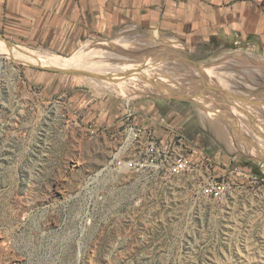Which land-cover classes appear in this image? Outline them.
Segmentation results:
<instances>
[{"label":"rangeland","instance_id":"rangeland-1","mask_svg":"<svg viewBox=\"0 0 264 264\" xmlns=\"http://www.w3.org/2000/svg\"><path fill=\"white\" fill-rule=\"evenodd\" d=\"M133 34L167 47L165 62L134 81L153 79L184 93L139 92L126 103L119 84L0 51V264H264V192L248 188L247 176L221 201L198 198L183 177L103 170L114 144L85 131L97 122L93 112L106 113L103 122L116 126L126 105L166 98L174 112H184L186 136L217 161L216 174L237 168L264 177L263 48L217 46L191 60L181 43L132 27L111 39L85 40L69 53L12 44L72 60L82 47L120 45L117 40ZM205 100L223 105L222 115L203 118L210 110ZM234 101L249 105L239 109L243 119L232 110Z\"/></svg>","mask_w":264,"mask_h":264},{"label":"crops","instance_id":"crops-1","mask_svg":"<svg viewBox=\"0 0 264 264\" xmlns=\"http://www.w3.org/2000/svg\"><path fill=\"white\" fill-rule=\"evenodd\" d=\"M128 27L166 35L191 60L217 46L264 49V0H0L2 36L56 52H72L91 38L111 39ZM169 102L136 100L132 122L166 141L179 134L197 145L183 132L184 112H174ZM92 115L95 125L115 128L114 121L103 122L106 113Z\"/></svg>","mask_w":264,"mask_h":264},{"label":"built area","instance_id":"built-area-1","mask_svg":"<svg viewBox=\"0 0 264 264\" xmlns=\"http://www.w3.org/2000/svg\"><path fill=\"white\" fill-rule=\"evenodd\" d=\"M133 110L126 105L122 122L113 130L106 126L88 124L85 127L90 138L98 137L113 142L112 154L103 170L143 174L148 177L167 180L171 177H183L189 181L193 194L198 198L221 201L238 188L247 176L249 187L264 192V177L248 176L243 170L216 174L217 161L200 151L196 144L175 134L172 139L158 138L148 128H141L132 122ZM230 173L238 178L230 180ZM241 179V180H240Z\"/></svg>","mask_w":264,"mask_h":264},{"label":"bare ground","instance_id":"bare-ground-1","mask_svg":"<svg viewBox=\"0 0 264 264\" xmlns=\"http://www.w3.org/2000/svg\"><path fill=\"white\" fill-rule=\"evenodd\" d=\"M116 42L120 43V45H116L115 43H113V44L112 43H106L105 44L104 42H99V43H96V45H94V46L92 45L90 47H87V46L82 47L77 53L73 54L72 57H69V58H72V60L65 59L64 57H62L58 54H55L53 52H49V51H45V50L44 51L43 50H33L31 48L24 47L22 45L9 44L8 42L4 41L1 38H0V51L3 52L4 54H9V55L13 56L14 58L19 59L20 62L29 63V64H33V65H39V66L42 65L45 67H51V68H56V69L78 70V71L83 72V73H88L87 77L90 79H93V80H96V78L101 77L100 80H103L104 83L106 82V84L112 85L114 88H116V85L119 84L123 88V92H120L119 94L126 97V100H127L126 103H129L130 102L129 100L132 97H134L135 94H137L139 92H143V93H145V92L154 93L155 92L156 93L157 92L156 90H160V92H158V93H171V92L177 93V92H179V93H177L179 95L181 93H184V92H181L180 90H178L177 89L178 87L171 88L168 86H165V87L161 86V84H159L158 81H155L153 79H150L148 82V80L145 79L146 74L144 76V79L147 80V82H141L140 83V81L139 82L134 81L137 79L139 80L140 77L143 75V73H145V70L156 69L161 65L162 62H165L163 60H165L164 58H166L165 49L167 47H162V46H159L158 44H150V42H148L144 38H141L140 35H135V34H133V36H131V37L129 36V38L119 39ZM156 46H159V47H156ZM145 51H147V52H145ZM134 52H140V53L142 52V53L141 54L138 53V55H137V53H134ZM256 57H258V56H256ZM158 59H160V60H158ZM114 60H116V61H114ZM117 60H121V61L123 60L124 62H119ZM257 61H260V60H257ZM246 62H247V60H246ZM178 64H180V63H178ZM177 67L182 68L180 65ZM183 69H181V70H183ZM171 71H173V70H171ZM256 72H259V71L256 70ZM243 73H245V70L243 71ZM252 73H254V72H252ZM224 74L222 72H219L216 75L217 78L219 79V82H222L223 84H225V78H226ZM131 75H132V78L129 77ZM229 75H231V74H229ZM234 80H235V78L233 79V83H234ZM237 80H238V78H237ZM142 81H143V79H142ZM230 81H231V79H230ZM246 85H248V84H246ZM184 88L186 89V87H184ZM228 89H229V86H228ZM226 90H227V88H226ZM191 92H187L185 94L190 95ZM194 97L199 98L201 96H197V97L194 96ZM205 101H207V100H205ZM203 103H204L203 106L205 108L210 109V110H205V115L202 114L203 118L206 115L208 116V118L209 117L212 118L215 116H219V114H221L222 110L219 108V107L223 106L221 103L220 104L222 106L217 104L218 103L217 101L212 102V100L207 101V102H203ZM234 103H235V106H238V108L232 106V110L234 112H237V116H239V117L241 116V118H242L243 114L241 113V111L239 109L240 108L243 109L244 107L248 108L249 105L247 106L243 102L241 103L239 101H234ZM251 105L254 106V104H251ZM251 105H250V107L253 108V106H251ZM256 106H258V105H256ZM227 109H228V106H227ZM243 110H245V109H243ZM247 115H249V114H247ZM217 118H219V117H217ZM256 118H259V117H256ZM234 122L235 121L233 120V123ZM229 123H231V122H229ZM242 123H245V121L244 122L242 121ZM248 127L250 128L251 126H248ZM245 132H247V131L245 130ZM253 133L254 132H252V134ZM258 135H259V133H258ZM253 140H255V139L253 138ZM227 141H230V140H227ZM230 145H231V141H230ZM230 147L233 148L232 146H230ZM262 153H264V152H262ZM262 153H261V155H262ZM99 174H100V172H98L97 175H99Z\"/></svg>","mask_w":264,"mask_h":264},{"label":"water","instance_id":"water-1","mask_svg":"<svg viewBox=\"0 0 264 264\" xmlns=\"http://www.w3.org/2000/svg\"><path fill=\"white\" fill-rule=\"evenodd\" d=\"M0 38L1 39H3L4 41H6V42H8L9 44H12V42L11 41H9L8 39H6L4 36H2L1 34H0ZM191 61V60H190ZM192 63H194V64H196V62H194V61H191ZM51 69H53V68H51ZM64 70H70V69H64ZM72 70H74V69H72ZM98 78H101V77H98ZM203 82H204V79H203ZM205 86L206 87H211V88H213L212 86H210V85H207V84H205ZM220 90H223L222 88L220 89ZM254 102V101H253ZM256 103H259V101H255Z\"/></svg>","mask_w":264,"mask_h":264}]
</instances>
